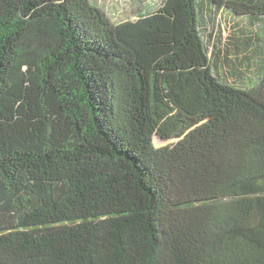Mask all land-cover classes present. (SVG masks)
Returning <instances> with one entry per match:
<instances>
[{
  "label": "trees",
  "instance_id": "16d2710c",
  "mask_svg": "<svg viewBox=\"0 0 264 264\" xmlns=\"http://www.w3.org/2000/svg\"><path fill=\"white\" fill-rule=\"evenodd\" d=\"M213 11L259 53L264 0H0V264H264V66Z\"/></svg>",
  "mask_w": 264,
  "mask_h": 264
},
{
  "label": "rangeland",
  "instance_id": "374dc122",
  "mask_svg": "<svg viewBox=\"0 0 264 264\" xmlns=\"http://www.w3.org/2000/svg\"><path fill=\"white\" fill-rule=\"evenodd\" d=\"M164 0H90L92 4L102 9L109 17L113 24H118L124 21H133L139 16L145 15L148 12L159 8ZM202 40L207 48L208 54L218 52L220 58L224 56L235 55L237 60H231L236 66L243 71V64H247L245 57H250L252 64L256 69V64L264 66V36L259 39V53L254 54L253 49H250L240 55L238 52V44L241 39L246 40L249 32L253 30V26L249 24L247 19L234 18L227 15L224 11H213L207 14L205 20L201 24ZM264 68V67H263ZM246 72V71H245ZM245 77V79H248ZM247 81V80H246ZM247 85V84H246ZM177 139L160 140L157 136L152 139L155 148H162L166 145H172Z\"/></svg>",
  "mask_w": 264,
  "mask_h": 264
}]
</instances>
